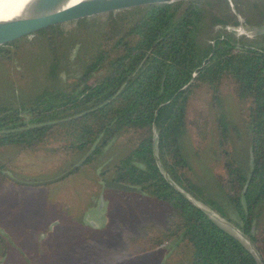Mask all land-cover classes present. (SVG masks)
Masks as SVG:
<instances>
[{
  "label": "trees",
  "instance_id": "obj_1",
  "mask_svg": "<svg viewBox=\"0 0 264 264\" xmlns=\"http://www.w3.org/2000/svg\"><path fill=\"white\" fill-rule=\"evenodd\" d=\"M208 2L140 16L82 19L66 35L60 25L37 31L45 41L43 57H37L39 79L31 80L27 92L16 86L14 95L0 100V149L49 146L83 156L93 147L84 166L123 129L132 131L134 148L105 173L138 187L137 195L164 201L163 223L149 219L126 226L117 246L101 242L91 248L92 241L99 245L97 237L85 235L78 249L83 259L92 254L111 264L117 257L174 241L185 247L190 264H258L237 237L177 190L157 165L155 151L174 183L226 217L224 205L207 191L205 195L189 175L180 146L187 131L194 132L201 145L214 125L226 172L216 178L225 183L227 203L241 218L242 230L264 264V228L251 232L264 200V47L225 30L217 31L211 42L200 41L199 34L209 27L204 7ZM10 44L0 47V60L11 58ZM205 58L209 60L202 66ZM225 92L246 111L249 161L250 149L252 153L248 174L228 149V121L219 110ZM1 170L0 162V189L11 181Z\"/></svg>",
  "mask_w": 264,
  "mask_h": 264
},
{
  "label": "rangeland",
  "instance_id": "obj_2",
  "mask_svg": "<svg viewBox=\"0 0 264 264\" xmlns=\"http://www.w3.org/2000/svg\"><path fill=\"white\" fill-rule=\"evenodd\" d=\"M204 7L210 14L207 20L209 27L199 34L200 41L211 42V37L219 30L232 33L226 29L227 26H242L245 34L238 37L249 42L254 40L257 46L264 47V40L256 39L251 31L252 26L261 27L263 24V19H259V12L264 13V0H209ZM12 15L14 14L8 17ZM216 19L236 20L238 24L223 25L221 21L216 22ZM255 21L260 25L255 24ZM60 26L66 35L73 30L75 23ZM44 42L43 35L38 32L24 34L13 41L0 40V47L13 43L9 47L13 50L11 58L0 60V100L14 95L16 86L19 87L18 90L27 92V85L31 80L39 79L37 57H43L41 52ZM73 50L69 49L70 52ZM221 100L219 110L229 126V152L236 163L244 166L248 174L251 164L248 132L243 120L244 105L238 103L228 92L223 93ZM214 127L211 125L208 139L201 145L194 132L187 131L180 138V146L189 167V175L199 186L202 185L205 195L208 192L224 205L226 217L197 197L189 196L219 226L237 237L255 256L258 264H263L253 242L242 230L241 218L233 206L227 203L222 190L225 183L216 178L218 174L224 178L226 172L223 167L224 159L217 148ZM156 136L155 133L154 138ZM134 146L132 131L125 128L101 149L89 165H79L74 172L56 182L25 187L13 184L12 180L5 181L0 189V264H103L101 260L93 258L92 254L86 259L78 254V249L83 247L79 244L85 235L97 237L95 240L99 245H92L93 241L90 244L91 248L97 249L101 242L107 246L119 245L122 229L136 222L143 223L152 219L162 224L167 210L164 201L150 195L140 196L135 192L103 187L101 178L111 179L105 169L130 152ZM81 157L49 146L0 149L2 169L22 181L53 178L77 164ZM155 157L163 175L174 186L179 187L162 169L157 151ZM100 194L103 195L102 206L99 204ZM256 212L251 232L255 229L260 232L264 228V200L259 203ZM105 229L109 232L105 233ZM3 255L4 259L1 258ZM111 264L190 263L185 247L181 249L180 244L176 246L174 241H168L160 248L143 254L117 257Z\"/></svg>",
  "mask_w": 264,
  "mask_h": 264
},
{
  "label": "water",
  "instance_id": "obj_3",
  "mask_svg": "<svg viewBox=\"0 0 264 264\" xmlns=\"http://www.w3.org/2000/svg\"><path fill=\"white\" fill-rule=\"evenodd\" d=\"M25 0L21 2H9L0 5V12L6 11L7 13L14 14L8 18L0 19V40L3 42L10 41V39L18 37L26 33H35L42 29H46L52 26L62 25L65 23L76 22L82 19H105L109 17H132L140 16L143 14H152L155 12H161L164 10H170L174 8H182L186 5L203 0ZM6 13V14H7ZM251 31L253 35H263L264 25L261 27L252 26ZM7 44V43H6ZM10 44V43H9ZM208 58H205L203 65L208 62ZM201 67H198L193 74L200 71ZM91 147L78 161L61 174L43 181H22L12 177L9 173L4 172L8 178L12 181L27 185L37 186L47 183L58 181L69 173L74 171L79 165H81L88 155L92 152ZM250 161H252V153L250 149ZM102 173V172H100ZM104 188L118 190L122 192H135L139 193L138 187L114 181L113 179L101 178ZM249 179L245 181L242 192L244 193ZM175 188L183 193L190 201L201 208L195 200H193L188 193L180 189ZM99 204L103 205V195L99 196ZM202 209V208H201ZM214 221V220H213Z\"/></svg>",
  "mask_w": 264,
  "mask_h": 264
},
{
  "label": "bare ground",
  "instance_id": "obj_4",
  "mask_svg": "<svg viewBox=\"0 0 264 264\" xmlns=\"http://www.w3.org/2000/svg\"><path fill=\"white\" fill-rule=\"evenodd\" d=\"M21 1H25V0H0V5H2V4H5V3H9V2H11V3H13V2H21ZM75 2L76 1H78V0H74ZM73 1V2H74ZM6 11H1L0 12V19L1 18H7L11 13H7ZM27 34V33H26ZM25 34V35H26ZM24 34H22V35H20V36H18V37H15V38H12V39H10V41H13V40H16V39H19L20 37H22ZM2 41V40H1ZM1 45V44H0ZM199 202V201H198ZM197 203V202H196Z\"/></svg>",
  "mask_w": 264,
  "mask_h": 264
},
{
  "label": "flooded vegetation",
  "instance_id": "obj_5",
  "mask_svg": "<svg viewBox=\"0 0 264 264\" xmlns=\"http://www.w3.org/2000/svg\"><path fill=\"white\" fill-rule=\"evenodd\" d=\"M259 14H260V15H259ZM259 14H258V15L260 16L259 19H263V24H262V25H264V13L259 12ZM255 24L260 25V24H259L258 22H256V21H255ZM252 25H253V24H252ZM255 38H256V39H259V40H264V34H263V35H259V36H255ZM83 163H84V162H83ZM83 163H82V164H83ZM71 167H72V166H71ZM1 172L4 174L5 171L2 169ZM72 172H73V171H72ZM72 172H71V173H72ZM69 174H70V173H69ZM69 174H68V175H69ZM101 174H102V173H101ZM5 176H6V175H5ZM6 177H7V176H6ZM7 178H8V177H7ZM63 178H64V177H63ZM10 180H11V179H10ZM46 180H47V179H46ZM13 182H14V181H13ZM54 182H56V181H54ZM52 183H53V182H52ZM17 184H18V183H17ZM19 185H20V186H25V187L27 186V185H22V184H19ZM37 186H39V185H37ZM1 240H2V238L0 239V241H1ZM1 242H2V241H1ZM1 258L4 259L5 256L3 255Z\"/></svg>",
  "mask_w": 264,
  "mask_h": 264
},
{
  "label": "built area",
  "instance_id": "obj_6",
  "mask_svg": "<svg viewBox=\"0 0 264 264\" xmlns=\"http://www.w3.org/2000/svg\"><path fill=\"white\" fill-rule=\"evenodd\" d=\"M242 26H227L226 29L232 31V33H234L236 36L238 37L239 35H243L245 34V31L241 28ZM247 35V33H246Z\"/></svg>",
  "mask_w": 264,
  "mask_h": 264
}]
</instances>
